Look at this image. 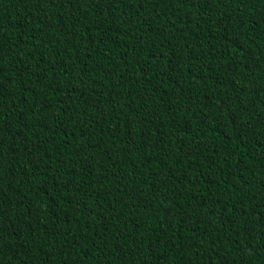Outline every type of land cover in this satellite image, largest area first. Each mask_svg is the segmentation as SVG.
<instances>
[{"label":"trees","instance_id":"16d2710c","mask_svg":"<svg viewBox=\"0 0 264 264\" xmlns=\"http://www.w3.org/2000/svg\"><path fill=\"white\" fill-rule=\"evenodd\" d=\"M0 264H264V0H0Z\"/></svg>","mask_w":264,"mask_h":264},{"label":"snow or ice","instance_id":"6c2138e0","mask_svg":"<svg viewBox=\"0 0 264 264\" xmlns=\"http://www.w3.org/2000/svg\"><path fill=\"white\" fill-rule=\"evenodd\" d=\"M0 208H2V206H0ZM5 216H6V209L0 211V219H3Z\"/></svg>","mask_w":264,"mask_h":264}]
</instances>
